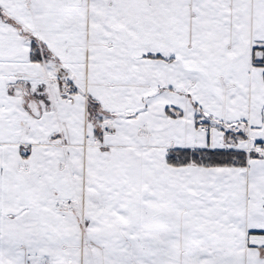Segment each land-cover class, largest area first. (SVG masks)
I'll return each instance as SVG.
<instances>
[{"label":"snow or ice","instance_id":"6c2138e0","mask_svg":"<svg viewBox=\"0 0 264 264\" xmlns=\"http://www.w3.org/2000/svg\"><path fill=\"white\" fill-rule=\"evenodd\" d=\"M0 264H264V0H0Z\"/></svg>","mask_w":264,"mask_h":264}]
</instances>
